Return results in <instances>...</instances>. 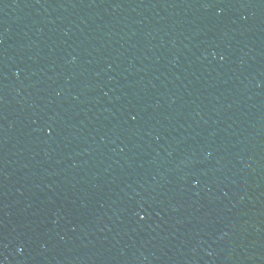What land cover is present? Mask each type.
Listing matches in <instances>:
<instances>
[{
	"label": "water",
	"instance_id": "95a60500",
	"mask_svg": "<svg viewBox=\"0 0 264 264\" xmlns=\"http://www.w3.org/2000/svg\"><path fill=\"white\" fill-rule=\"evenodd\" d=\"M0 264H264V0H0Z\"/></svg>",
	"mask_w": 264,
	"mask_h": 264
}]
</instances>
